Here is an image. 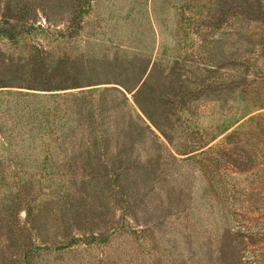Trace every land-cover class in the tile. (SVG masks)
Masks as SVG:
<instances>
[{"label":"rangeland","instance_id":"1","mask_svg":"<svg viewBox=\"0 0 264 264\" xmlns=\"http://www.w3.org/2000/svg\"><path fill=\"white\" fill-rule=\"evenodd\" d=\"M0 264H264V0H0Z\"/></svg>","mask_w":264,"mask_h":264}]
</instances>
